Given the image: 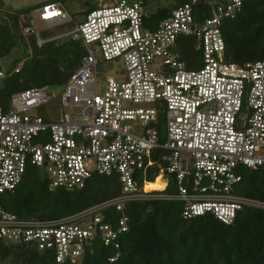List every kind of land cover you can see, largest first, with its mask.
<instances>
[{
	"label": "built area",
	"instance_id": "1",
	"mask_svg": "<svg viewBox=\"0 0 264 264\" xmlns=\"http://www.w3.org/2000/svg\"><path fill=\"white\" fill-rule=\"evenodd\" d=\"M243 7L244 0H188L155 26L145 0H113L81 23L60 1L39 8L48 29L74 23L63 37L80 42L85 55L59 97L28 89L12 94L5 107L0 93V198L20 185L30 165L44 170L52 192L115 176L122 194L49 221L21 219L0 205V241L49 252L58 264H80L100 242L116 251L114 263L130 231L128 203L178 201L184 218L209 213L225 225L246 206L264 208L233 193L240 167L264 169V60L226 59L225 24ZM35 26L25 33L42 45ZM190 48L199 53L190 59L199 64L194 69L181 59ZM103 63L122 69L100 81ZM6 76L0 66V88ZM54 103L63 110L34 113ZM153 168L166 188L175 177V194L145 190ZM108 208L119 218L109 222Z\"/></svg>",
	"mask_w": 264,
	"mask_h": 264
},
{
	"label": "trees",
	"instance_id": "2",
	"mask_svg": "<svg viewBox=\"0 0 264 264\" xmlns=\"http://www.w3.org/2000/svg\"><path fill=\"white\" fill-rule=\"evenodd\" d=\"M59 1L65 3L63 0H51L42 6ZM187 1L175 0L174 5ZM32 10L10 12L14 26L19 27L24 36H33L25 33L28 24L21 19ZM171 11L160 8L149 21L155 26L168 18ZM224 36L229 62L263 61L264 0H244L238 17L226 22ZM8 41L4 40L3 46L0 44V54L12 52L13 47ZM23 54L22 60L9 71L0 88L6 104L16 92L64 87L85 55V49L80 42L68 39L59 43H36L31 55H26L25 50ZM198 56L199 53L190 48L181 59L187 63L188 69H194L199 64L190 63V59ZM238 171L242 179L235 186L234 195L264 204V169L240 167ZM158 173V168L151 169L147 182L156 184ZM175 183V177L171 176L170 185L166 189H155L153 194H175ZM121 194L122 184L115 176H95L82 190L59 189L52 192L48 178L39 168L30 165L20 185L13 192L1 196L0 205L21 219L49 221L75 215ZM184 206L181 202L165 199L128 203L125 211L130 231L121 238L119 259L111 263L109 259L116 251L95 242L87 249L80 264H264V208L246 206L237 213L232 224L225 225L209 213L186 219ZM103 214L109 222L120 216L115 208H108ZM0 264L58 263L49 252L0 241Z\"/></svg>",
	"mask_w": 264,
	"mask_h": 264
},
{
	"label": "rangeland",
	"instance_id": "3",
	"mask_svg": "<svg viewBox=\"0 0 264 264\" xmlns=\"http://www.w3.org/2000/svg\"><path fill=\"white\" fill-rule=\"evenodd\" d=\"M51 0H0V44L3 46L4 40H9L8 44L12 45V52L8 55L0 54V66L3 68L5 74L7 75L9 71L15 68L16 63L22 60L24 50L26 55H31L33 48L38 42L37 35L33 36H24L19 30V27L14 26V22L11 18V13L16 10H23L32 8L33 10L27 14L23 15L21 19L24 23L30 25L31 22L35 23L39 38L45 40L46 42L56 41L64 42L67 40L66 37H63L66 33H69L74 28V23L64 25L58 28L48 29L47 24L40 21L38 9L42 7L43 4L50 2ZM65 1L64 6L66 10L71 14L75 22L81 23L85 19V15L88 11L92 9H103L111 6L113 0H63ZM129 2H137L139 0H126ZM147 1V14L152 16L160 8H168L173 10L175 5V0H146ZM38 8V9H36ZM31 57V56H30ZM98 59L101 57L98 55ZM122 69L121 65L115 63H103L99 66L100 81L105 80L106 74H115L119 73ZM55 97H59L63 92V87H51L48 89ZM10 98V97H9ZM4 101V99H3ZM9 103V99L7 104ZM5 107L7 106L6 100L4 101ZM63 110L61 107L56 106V103L47 105L43 109L35 111L36 115H45V112H55ZM64 111H66L64 109ZM58 114V112H57ZM166 140V131L165 129L161 134V142ZM41 172L46 176L43 169H40Z\"/></svg>",
	"mask_w": 264,
	"mask_h": 264
},
{
	"label": "bare ground",
	"instance_id": "4",
	"mask_svg": "<svg viewBox=\"0 0 264 264\" xmlns=\"http://www.w3.org/2000/svg\"><path fill=\"white\" fill-rule=\"evenodd\" d=\"M156 181H157L156 184H151V183L147 182L145 190L147 192H152L153 193V191H156L155 189H160V188H165L166 189L167 180L163 179L162 177H158L156 179ZM165 189H163V190H165Z\"/></svg>",
	"mask_w": 264,
	"mask_h": 264
}]
</instances>
